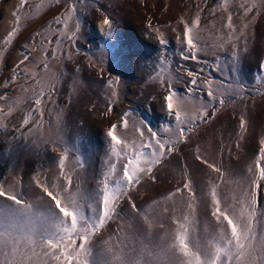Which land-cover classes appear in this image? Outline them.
Listing matches in <instances>:
<instances>
[{"label":"rangeland","instance_id":"obj_1","mask_svg":"<svg viewBox=\"0 0 264 264\" xmlns=\"http://www.w3.org/2000/svg\"><path fill=\"white\" fill-rule=\"evenodd\" d=\"M8 1L9 7L0 10V96L7 97L0 101V107L5 113L9 107L13 110L11 115H0V125H6L0 127V183L8 185L21 179V190L27 198L42 195L31 181L35 172L39 171L48 182L55 180L58 158L65 147L69 150L66 163L74 170V184L79 182L84 189L93 190L108 168L106 131L125 112L130 113V124L143 121L163 139L172 135L164 132L165 128L175 131V121L163 104L167 85L162 86L157 78L162 62L164 75L174 77L172 86L180 95H184L190 78L178 66L199 72L201 82L210 79L220 85L214 88L217 100L211 102L206 121L194 125L186 142L177 143L150 175L127 192L117 215L93 236L94 260L106 259L103 253L107 246L131 251L141 242L149 247L158 243L165 229L157 225L149 236L147 225L133 212L131 204L134 202L143 211L159 201L153 215L165 227L171 226L173 204L164 197L182 187L184 171L197 196L205 191L210 179H216L217 174L209 176L207 166L195 159L197 148L209 162L230 172L232 179L244 176L258 151V141L264 138V7L245 13L252 0H77V12L68 21V31H74L79 22L80 32L70 41L57 32L63 30V25L55 24V17L65 13L73 0H28L23 8L20 0H0V8ZM198 13L204 51L198 53L196 61L182 60L180 20L191 23ZM229 15L234 30L226 27ZM17 16L19 30L11 43L5 44L4 38L16 27ZM105 17L112 22L111 39L106 38L107 27L104 39L94 32L95 23ZM161 37L165 44L159 42ZM58 39L59 45L55 43ZM9 54L14 56V67L4 72V59ZM25 54L29 59L20 64ZM45 60L53 83L39 106L41 117L35 111L33 95L39 92V86L31 73L36 72V79H40L45 73ZM109 79L114 80L111 88L107 86ZM112 91L117 93L115 97H111ZM220 98L223 105L219 104ZM110 99L113 111L108 113ZM191 99L210 103L206 87L193 93ZM29 113L32 121L25 126L23 118ZM241 116L247 121L242 135ZM145 135L150 133L145 131ZM234 188L235 184L221 185L222 192L229 196ZM259 201L264 206V191ZM196 218L203 234L205 221L211 219L205 202L198 204Z\"/></svg>","mask_w":264,"mask_h":264},{"label":"snow or ice","instance_id":"obj_2","mask_svg":"<svg viewBox=\"0 0 264 264\" xmlns=\"http://www.w3.org/2000/svg\"><path fill=\"white\" fill-rule=\"evenodd\" d=\"M60 2L56 0V3ZM27 3L28 0H20L21 8ZM254 7H264V0H252L251 6L245 8V13L251 12ZM76 12L77 0H73L65 13L55 17V24L63 25V30L57 29V32L70 41H74L80 32L79 22L74 31H68V21ZM200 19L198 13L191 23L183 18L180 20L183 38L178 37V43L184 46L181 50L182 60L196 61L199 59L198 53L204 51L200 46ZM16 20V27L4 38L5 44L11 43L19 30L20 17L17 16ZM111 23L108 17L104 18L103 25L108 28L107 39H111ZM226 27L235 28L231 15L228 16ZM36 35L41 36L42 33ZM159 42L166 43L162 37ZM55 43L59 45L61 41L58 39ZM232 57H236L235 51ZM28 59L29 55L25 54L20 64ZM43 67L45 73L40 79H36V72L31 73L35 84L39 86V92L33 95L37 106L35 111L41 117L43 112L39 106L45 92L52 90L53 83L47 75L50 69L46 60L43 61ZM178 70L190 78L184 95L177 93L172 86L174 77L164 75L163 62L161 71L157 73L161 85H167L163 104L175 121V131L165 128L164 132H172V135L163 139L157 132L146 128L143 121L130 124V113L125 112L106 131L108 168L97 179L93 190L84 189L79 182L74 184V170L66 163L67 147L59 155V173L53 182L42 179L39 171L32 175L31 181L42 195H36L34 199L27 198L21 190L23 185L19 178L13 184L0 183V264H264V206L259 201L260 192L264 191V138L258 141V151L254 160L247 165L244 176L235 180L219 164L209 162L197 148L195 159L207 166L209 176L212 173L217 176L215 181L210 179L205 191L197 196L187 170L184 171L182 187H177L164 197L165 201L173 204L171 226L165 227L153 215L154 206L159 201L153 202L143 211L134 202L131 204L133 212L140 215L147 225L149 236L157 225L165 229L158 243L149 247L141 242L138 249L131 251L107 246L103 253L106 259L97 262L92 258L93 236L117 215L119 203L127 196V192L138 185L144 176L150 175L154 167L174 151L177 143L186 142L187 133L193 130L194 125L206 121L211 102L217 100L214 88L220 85H215L210 79L201 82L200 73L192 69L178 66ZM113 84V79L107 81L109 88ZM203 87L207 88L209 104L191 99L192 94ZM116 95L115 91L111 92V97ZM6 100L7 97L0 96V101ZM109 103L107 112L111 113L113 101L110 99ZM219 104H224L223 98L219 99ZM12 110L9 107L5 113L4 108L0 107V115H11ZM30 121L31 113L23 118V125H29ZM246 126L247 121L241 116V135L247 130ZM145 131L150 135L146 136ZM152 179L155 182V176ZM229 184L236 185L230 196L221 190V185ZM27 187L31 191L32 185ZM185 192L187 195H184ZM201 202L206 203L211 218L205 221L203 234L197 227L200 222L196 218L197 206ZM105 245H108V241H105Z\"/></svg>","mask_w":264,"mask_h":264},{"label":"bare ground","instance_id":"obj_3","mask_svg":"<svg viewBox=\"0 0 264 264\" xmlns=\"http://www.w3.org/2000/svg\"><path fill=\"white\" fill-rule=\"evenodd\" d=\"M9 5V1L7 2V3H4L2 6H1V8H0V10H5V9H7V6ZM9 7V6H8ZM13 7V6H12ZM11 9V8H10ZM7 12H10V11H7ZM7 14V13H6ZM5 15V11L4 12H2V16H4ZM3 18H5V16L3 17ZM10 18H12V17H9V19ZM6 19V18H5ZM13 19V18H12ZM0 20H1V18H0ZM10 21V20H9ZM14 22V21H13ZM11 26H13V25H11ZM106 26H104L103 25V20L102 19H100V20H98L96 23H95V27H94V32H95V35H96V37L97 38H101V39H104V37H105V28ZM7 28V27H6ZM22 50V49H21ZM19 51V50H18ZM20 61V60H19ZM15 61H14V56H13V54L12 55H8V57H6V59H4V72L7 70V69H9L10 67H12V65H13V63H14ZM16 64V63H15ZM14 67V66H13ZM12 67V68H13ZM8 72V71H7ZM145 111V110H144Z\"/></svg>","mask_w":264,"mask_h":264}]
</instances>
